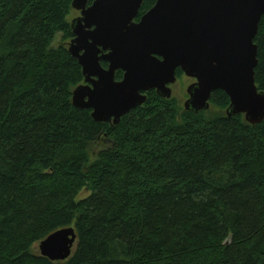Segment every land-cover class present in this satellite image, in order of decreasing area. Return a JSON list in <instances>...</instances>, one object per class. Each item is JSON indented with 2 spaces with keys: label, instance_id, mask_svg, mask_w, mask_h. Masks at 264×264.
I'll return each mask as SVG.
<instances>
[{
  "label": "trees",
  "instance_id": "trees-1",
  "mask_svg": "<svg viewBox=\"0 0 264 264\" xmlns=\"http://www.w3.org/2000/svg\"><path fill=\"white\" fill-rule=\"evenodd\" d=\"M72 4L0 0V264H264V123L156 92L118 126L97 123L72 101ZM255 43L264 91V19ZM66 228L68 261L35 250Z\"/></svg>",
  "mask_w": 264,
  "mask_h": 264
},
{
  "label": "water",
  "instance_id": "water-1",
  "mask_svg": "<svg viewBox=\"0 0 264 264\" xmlns=\"http://www.w3.org/2000/svg\"><path fill=\"white\" fill-rule=\"evenodd\" d=\"M73 0L81 18L69 52L83 69L84 83L73 92V105L90 110L97 123L118 126L144 106L147 93L170 100L177 70L195 80L185 110L209 111L212 96L230 98L228 118L244 116L251 126L264 123V91L256 84L264 19V0H158L140 23L143 0ZM102 52L108 54L100 57ZM101 61L109 63L106 70ZM124 73L117 81V72ZM78 236L75 228L55 232L38 245L54 263L68 261Z\"/></svg>",
  "mask_w": 264,
  "mask_h": 264
},
{
  "label": "rangeland",
  "instance_id": "rangeland-1",
  "mask_svg": "<svg viewBox=\"0 0 264 264\" xmlns=\"http://www.w3.org/2000/svg\"><path fill=\"white\" fill-rule=\"evenodd\" d=\"M80 17V13L77 11H72L71 15L69 17V21L72 22L74 19ZM62 42V36H58L56 41H55V45L58 46L60 45ZM69 43V42H68ZM195 82V80H192L186 76H182L181 78H179V80L177 81V83L172 87L173 90V99L177 100L179 108L181 109V112L186 111L185 110V103L187 102V100H189V95L187 94V89L188 87H190L193 83ZM226 111H221L218 108H216L215 106L211 105L210 110L208 111L210 114L212 115H226ZM107 147V143L106 142H101V144L99 145V149L102 148H106ZM89 196H91V193H89L88 191H83L80 196L78 197L77 201H81L84 200L86 198H88ZM35 250H38V245L35 246Z\"/></svg>",
  "mask_w": 264,
  "mask_h": 264
},
{
  "label": "flooded vegetation",
  "instance_id": "flooded-vegetation-1",
  "mask_svg": "<svg viewBox=\"0 0 264 264\" xmlns=\"http://www.w3.org/2000/svg\"><path fill=\"white\" fill-rule=\"evenodd\" d=\"M95 0H92L91 2H90V5H92V3L94 2ZM157 1L158 0H155V2H153V4L152 5H150L146 10H144V6L146 5V0H143V4H142V7H141V9H140V13H139V16H138V18L135 20V23H140L141 22V19L146 15V14H148L154 7H155V5L157 4ZM75 11V10H74ZM80 13V12H79ZM79 18H81V13H80V17H78V18H76V19H74V20H77V19H79ZM73 20V21H74ZM73 21L71 22V26H72V23H73ZM72 28V27H71ZM72 32H73V30H72ZM73 38L71 39V41L69 42V46H70V43L74 40V39H76V36L73 34ZM105 54H108V52H102L99 56L100 57H102L103 55H105ZM101 66L104 68V69H108L109 68V63H107V62H104V61H101ZM179 71H181V69H178L177 70V81L179 80V76H178V73H179ZM182 72V71H181ZM120 73H122V75H123V77H124V73L122 72V71H119V72H117V74H116V80H117V76H118V74H120ZM183 73V72H182ZM183 76H185V74L183 73ZM123 77H122V79L121 80H123ZM121 80H117V81H121ZM177 83V82H176ZM175 85V84H174ZM174 85H172V86H170V88L172 89V87L174 86ZM189 88V87H188ZM152 92H156V91H152ZM152 92H150V93H152ZM157 93V92H156ZM172 93H173V90H172ZM149 93H147V95H148ZM187 94H188V89H187ZM172 99H173V97H172Z\"/></svg>",
  "mask_w": 264,
  "mask_h": 264
}]
</instances>
